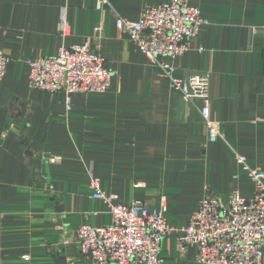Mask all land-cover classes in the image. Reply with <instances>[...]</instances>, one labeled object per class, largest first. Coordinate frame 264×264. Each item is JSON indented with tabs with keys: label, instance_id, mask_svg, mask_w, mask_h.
Wrapping results in <instances>:
<instances>
[{
	"label": "crops",
	"instance_id": "0c3cea01",
	"mask_svg": "<svg viewBox=\"0 0 264 264\" xmlns=\"http://www.w3.org/2000/svg\"><path fill=\"white\" fill-rule=\"evenodd\" d=\"M107 1L0 0V264H97L76 237L82 225L111 223L92 198L93 177L117 204L155 211L164 202L174 230L163 264H198L194 248L177 249L190 215L205 196H253L234 156L264 171V0H187L208 24L184 55L160 58L174 77H208L210 119L223 136L212 143L201 102L183 101L115 25L170 0ZM85 43L112 73L104 93L67 102L29 87L28 61Z\"/></svg>",
	"mask_w": 264,
	"mask_h": 264
},
{
	"label": "built area",
	"instance_id": "2783aa9c",
	"mask_svg": "<svg viewBox=\"0 0 264 264\" xmlns=\"http://www.w3.org/2000/svg\"><path fill=\"white\" fill-rule=\"evenodd\" d=\"M109 6L107 0H96V8ZM208 22L187 0L146 7L137 21L116 17V28L135 44L137 49L157 67L171 89L185 102L200 101V117L207 140L223 139L216 122L210 119L208 77L191 75L177 78L161 57H181L188 51V40L198 35ZM69 25L61 19L66 33ZM8 59L0 52V81ZM28 85L49 94L64 93L67 102L75 93H104L111 80V71L102 57L85 43L59 47L53 57L28 61ZM240 170L253 184L250 198L234 192L227 203L214 196H205L181 229L177 249L182 255L192 247L198 264H263L264 261V171L249 167L243 157L234 156ZM52 163L55 158H51ZM92 198L107 206L111 223L104 227L82 225L76 237L79 252L97 264H163L161 244L173 228L165 218V204L150 211L140 201L130 205L114 202L99 188V179L90 181Z\"/></svg>",
	"mask_w": 264,
	"mask_h": 264
}]
</instances>
